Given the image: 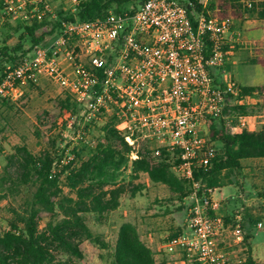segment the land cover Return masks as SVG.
<instances>
[{"label":"built area","instance_id":"obj_1","mask_svg":"<svg viewBox=\"0 0 264 264\" xmlns=\"http://www.w3.org/2000/svg\"><path fill=\"white\" fill-rule=\"evenodd\" d=\"M69 1L75 14L80 0ZM210 1L202 0L197 10L189 0H146L133 13L64 22L56 38L35 46L0 76V99L15 101L47 82L84 108L83 128L115 119L116 130L132 147L131 163L140 157V143L162 144L153 157L168 153L173 172L193 183L188 232L170 238L166 252L183 251L198 264H228L217 239L235 232L244 243L242 218L228 223L213 190L201 192L195 181V172L210 167L218 152L209 123L225 117L228 95L239 92L235 82L216 77L227 64L225 48L234 33L231 21L209 9ZM237 3L250 12L264 0ZM30 4L39 19L53 11L49 0H5L2 23L19 14L28 19ZM250 119L238 117L232 131H251Z\"/></svg>","mask_w":264,"mask_h":264},{"label":"trees","instance_id":"obj_2","mask_svg":"<svg viewBox=\"0 0 264 264\" xmlns=\"http://www.w3.org/2000/svg\"><path fill=\"white\" fill-rule=\"evenodd\" d=\"M144 1L146 0H83L75 14L59 10L47 12L39 19V11L29 13L28 19L23 18L29 25L23 28L25 33L19 37V41L27 39L31 46L26 49L22 43L15 45L7 42L8 45L0 51V56L8 59L11 66H14L23 55L46 42L48 37L56 38L61 33L64 22L103 18L111 9L116 13L129 10L133 13ZM189 1L195 4L197 10H201L202 0ZM216 1L215 16L229 21L243 19L244 12L237 0ZM132 3L138 5L134 9H128ZM4 4L5 0H0V20L4 17ZM256 10L264 19V3ZM227 48L228 46L225 48L226 52ZM253 64L264 67V58H256ZM6 69L3 67L2 74ZM216 77L218 78L217 73ZM249 98H264V86L239 87L236 96L228 95V99H234L236 104L226 105L225 117L210 121L208 135L216 143L218 152L210 167L195 172V181L200 182L201 192L232 185V177L239 175L244 169V160L264 159V125L259 131L234 133L226 117L229 112L249 114L254 111L253 107L244 103ZM70 101L69 97L65 99V108L69 107ZM103 129L104 140L95 147L88 160L80 163L70 161L60 171H56V167L62 162L63 156L57 157L50 150H45L37 157L26 145L16 147L15 153L8 160L9 163L16 164L18 175L13 179L9 172L6 173L7 187L5 192L0 193V201L8 197V192L22 186L32 185L35 191L31 201L22 210L12 209L13 217L8 223V229L0 230V264H75L73 259L81 260L84 257L81 248L83 242L99 241L86 224L85 215L94 213L104 216L119 208L124 187L115 183L120 170L129 163L132 151V147L116 130L115 119ZM169 158L168 153H163L159 160L153 159L150 153L140 155L132 161L131 171L136 177L146 174L153 183L166 186L180 200L192 196L193 183L180 179L173 172ZM64 175L63 187L61 178ZM107 186L110 188L106 189ZM42 211L52 215V220L44 229L39 227ZM245 222L246 219L243 218V232ZM252 238L251 233H245L243 244L246 257L239 264H258L252 253ZM62 256H68V259L64 260ZM111 264H157L154 252L142 241L138 228L133 223L126 222L120 227Z\"/></svg>","mask_w":264,"mask_h":264},{"label":"rangeland","instance_id":"obj_3","mask_svg":"<svg viewBox=\"0 0 264 264\" xmlns=\"http://www.w3.org/2000/svg\"><path fill=\"white\" fill-rule=\"evenodd\" d=\"M49 1L52 5V13L59 10L71 12L73 8H76L69 0ZM81 1L83 0H80V3ZM215 3H217L216 0H211L209 3V9L213 13L216 12ZM137 5L138 3H132L128 9H134ZM29 6L30 11L25 12L31 14L32 7L35 6L33 4ZM37 9L40 7L38 6ZM243 12L242 20L231 21L233 41L228 45L227 64L222 71L218 72V81L235 82L238 88L264 86V67L253 64L256 58H264V19L260 17L258 10L250 12L243 10ZM2 20H0V51L9 43L15 45L22 43L26 49L31 46L27 39L23 42L19 41V37L25 33L23 28L29 25L22 14L8 17L3 23ZM47 40H50V37ZM1 59L0 76L3 67L8 68L12 65L8 59ZM67 97L58 87L44 82L39 87L28 89L15 101L0 100V193L5 192L4 189L7 187L6 173L9 172L13 179H16L18 175L16 164L9 163L8 160L18 146L26 145L37 157L45 150H50L57 157L63 156L62 162L56 167V171H60L70 161L80 163L88 160L95 151V147L102 143L105 137L104 126L83 128L84 108L72 101L69 107L65 108ZM226 103L227 106H233L236 101L228 99ZM244 103L248 107H253L254 111H250L249 114L229 112L226 117L230 129L237 124L238 117L242 115L250 116L255 129L261 128L264 125V98H249ZM161 146L162 144L157 141L145 140L139 144V155L150 153L155 159L152 153ZM243 167L239 175L232 177L231 186L216 191L215 199L222 200L226 197L242 195V198L232 200V203L230 202L227 206L231 213L230 221L236 222L237 215L241 216L242 221L243 218L246 219L245 233L253 234L251 242L257 263L264 264V159L244 161ZM65 177L66 175L61 178L63 187ZM115 184L124 187L120 206L104 216L94 213L85 215L86 224L99 241L83 242L81 248L84 257L81 260L73 259L75 264H111L118 233L124 223L136 225L143 238L147 221H149L146 219L162 216L164 223H162L163 220L160 222L161 229L164 230L169 226L166 221L172 213L179 214L178 217L185 222L193 203L192 197L181 202L166 186L153 183L146 174L136 177L131 171L130 158L127 166H123L120 170ZM109 188L110 186L106 187V189ZM64 189L66 193H69L67 188ZM34 191L35 188L32 185L22 186L8 192V197L0 201L1 231L8 229V223L13 217L12 209L22 210L31 201ZM247 203L250 206H247ZM178 209L182 210L178 211ZM51 220L52 215L42 211L39 218L40 229H44ZM260 223H262L261 228ZM243 246L245 247L244 244ZM62 258L67 260L68 256H62ZM230 261V264H233V260Z\"/></svg>","mask_w":264,"mask_h":264},{"label":"crops","instance_id":"obj_4","mask_svg":"<svg viewBox=\"0 0 264 264\" xmlns=\"http://www.w3.org/2000/svg\"><path fill=\"white\" fill-rule=\"evenodd\" d=\"M217 75H218V73H217ZM260 129L261 128L255 129V127H252L251 131L252 132L259 131ZM250 160H256V159H249V160H244V161H250ZM222 189L223 188L214 190L212 193V198L214 201H217L221 204V209L219 212L221 214H223L225 216V218L227 219V222L230 223L231 222L230 221L231 213H230V210L227 206L230 205V202L232 203V200H235L237 198H242V195L241 194L240 195H234V196H230V198L226 197V198H223L222 200H216L215 199L216 191H221ZM186 199L187 198H184L180 201L184 202ZM253 202L255 203L256 201H253ZM247 206H250V205L247 203ZM180 210H182V209H178V211H180ZM167 212H169V211H167ZM173 212H175V211H173ZM189 213H190V209H189ZM189 213H187V215H186L185 222L182 221L178 217L179 214H175V213L171 214L170 213L171 215L169 216L168 220L166 221V223H169V226L165 227L164 230L161 229L160 220L161 221L163 220L162 223H164V219L162 218L161 215H160L161 216L160 218L146 219V221L149 220V221H147V224H146V233L143 235V238L141 235L140 236H141L142 241L149 248H151L152 251L154 252L157 264H198L196 259L190 257L189 255H187V253H185L183 251H177L175 253H168L165 250V245L170 238L175 237V236H179V235H182V234H185L188 232ZM181 215H180V217H181ZM236 217H235V220H236ZM231 224L234 225V224H236V222L235 221L233 223L231 222ZM244 235H245V231H244ZM250 243L252 246L251 241H250ZM217 245L222 250V252H224L227 255V258L229 260L228 264H230L231 259L233 260V264H239L245 260L246 249L243 246V243H238V241L236 239L235 232H232V233L225 235L223 237H219L217 239ZM252 253H253L254 259L257 261L253 248H252ZM235 259H238V260L235 261Z\"/></svg>","mask_w":264,"mask_h":264}]
</instances>
